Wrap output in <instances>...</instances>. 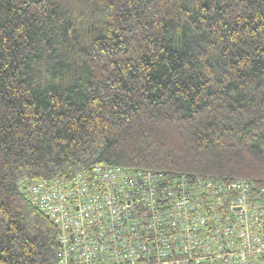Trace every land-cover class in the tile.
<instances>
[{"label":"trees","instance_id":"trees-1","mask_svg":"<svg viewBox=\"0 0 264 264\" xmlns=\"http://www.w3.org/2000/svg\"><path fill=\"white\" fill-rule=\"evenodd\" d=\"M97 163L264 182V0H0V264H58L25 187Z\"/></svg>","mask_w":264,"mask_h":264},{"label":"built area","instance_id":"built-area-1","mask_svg":"<svg viewBox=\"0 0 264 264\" xmlns=\"http://www.w3.org/2000/svg\"><path fill=\"white\" fill-rule=\"evenodd\" d=\"M58 264H264V182L97 163L28 183Z\"/></svg>","mask_w":264,"mask_h":264},{"label":"bare ground","instance_id":"bare-ground-1","mask_svg":"<svg viewBox=\"0 0 264 264\" xmlns=\"http://www.w3.org/2000/svg\"><path fill=\"white\" fill-rule=\"evenodd\" d=\"M230 181H231V180H230ZM230 181H228V182H230ZM253 181L258 182V181L254 180V179H253Z\"/></svg>","mask_w":264,"mask_h":264}]
</instances>
